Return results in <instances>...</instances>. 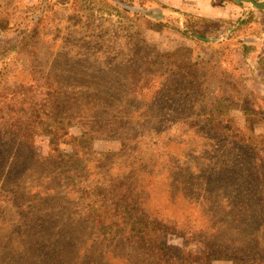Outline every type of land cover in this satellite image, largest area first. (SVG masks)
<instances>
[{"label": "rangeland", "instance_id": "374dc122", "mask_svg": "<svg viewBox=\"0 0 264 264\" xmlns=\"http://www.w3.org/2000/svg\"><path fill=\"white\" fill-rule=\"evenodd\" d=\"M224 2L236 6L235 19L229 24L219 19L189 20L202 36H196L201 40L196 41L179 31L185 22L183 11L176 12L160 0H0V72L5 74L0 89L13 91L24 84L36 91L39 84L55 80L73 84L72 97L110 95L122 102L109 112L96 104L95 113L126 112V129L136 138L146 136L139 155L117 162L129 166L142 159L148 164L129 184L146 211L159 219L177 220V231L163 239L172 248L171 259L183 250L199 252L194 233L212 222L210 216L221 222V217L238 209L245 211L243 216L264 208V149L253 150L231 137L232 132L242 136L250 131L264 136V12L228 0L217 5ZM218 38L221 41L206 40ZM243 45L249 47L245 55ZM179 48L192 49L195 62L211 61L200 95L183 91L186 82L172 78L167 58L157 56ZM219 73H234V78L224 81ZM99 83L107 84V91L100 90ZM176 84L177 90L172 89ZM153 97L158 105L150 108L147 101ZM85 109H80L81 114H87ZM79 123L83 121L74 120L69 131L81 137ZM116 128L88 145L100 154L120 153L124 135ZM15 146L8 143L6 154ZM49 151V140L40 137L31 154L25 150L17 154L24 170H35L44 166H38L33 155L46 158ZM62 151L70 154L73 147L63 145ZM104 169L116 173L114 165ZM30 175L23 181L29 186ZM33 184L48 186L44 180ZM56 193L37 199L26 210L0 203L3 237L12 230L0 240L1 260L51 264L47 258L59 257L63 260L59 264H82L85 258L96 264H127L134 255L137 260V248L125 238L112 242L100 236L86 205L78 203L66 187ZM261 236L264 243V233ZM41 244L58 250L51 256L47 250L37 253L34 246ZM212 264L233 263L220 259Z\"/></svg>", "mask_w": 264, "mask_h": 264}, {"label": "trees", "instance_id": "16d2710c", "mask_svg": "<svg viewBox=\"0 0 264 264\" xmlns=\"http://www.w3.org/2000/svg\"><path fill=\"white\" fill-rule=\"evenodd\" d=\"M180 13L185 17V22L179 31L186 37L195 38L196 41H201L196 39V36H202L193 29L189 20L214 22L212 19L194 14ZM219 21L231 23L230 20L219 19ZM24 41H27V38ZM242 47L244 55L247 54L249 47L247 45ZM157 56L167 58V63L173 67L169 69L173 72L172 78L186 82L183 91L191 90L200 95L206 88L205 83L208 81L206 69L211 65V61L195 62L193 50L190 48H179L174 52ZM214 68L217 69V66ZM4 76L5 74L0 72V84ZM219 77L229 81L234 78V73L231 75L219 73ZM71 86L73 84L62 85L55 80H48L39 84L36 91L31 90L34 87L24 84L17 86L13 91L5 90V92L0 89V203L4 205L10 203L16 208L26 210L32 208V204L37 199L46 200L57 194L59 189L66 187L78 203L86 205L84 209H87L90 223L100 232V236L106 239L110 237L112 242L120 237L125 238L129 244L137 248V260L135 261V255L128 262L126 258L124 262L127 264H212L214 260L220 259L232 261L233 264H264V248L261 245L264 244L261 242V234L264 233V225L261 224L264 220V208H255L254 213L248 212L243 216L241 214L245 211L238 209L233 215L225 214L226 217H221V222L208 214L212 222L194 233V239L198 241L197 245L200 247L199 252L183 250L178 258L171 259L169 255L172 248L163 239L166 234L177 231L178 226L175 223L177 220L159 219L146 211V208L139 204V198L134 196L133 186L129 184L130 180L140 176L141 167H149L148 164L142 159L129 166H125L126 163L121 161L117 162L125 158L128 160L135 153L139 155L138 150L141 149L146 136L136 138L126 129L124 121L129 119L125 116L126 112L117 115L95 113L99 106L108 112L119 109L122 102L114 101L110 95L103 98L85 92L84 94H88L89 98H82L81 95L79 98L72 97L69 93ZM145 86L150 88L148 84ZM86 87L82 85L81 88ZM96 87V85L92 86L94 92L97 91ZM174 87L177 90V84L172 86V89ZM99 89L107 91V84L99 83ZM168 89L171 87L169 86ZM84 94L82 96H85ZM170 94L166 98L170 97ZM156 100L157 97L148 100V107L157 104ZM84 107L87 114L80 112ZM77 109L79 113L75 111ZM138 112L135 111L134 114ZM144 116L150 119L155 117ZM114 119L118 122L114 123ZM74 120L86 123V125L79 123L83 130L81 137L74 136L69 131ZM115 128L124 135L120 153L100 154L88 145L101 133ZM40 137L49 140L50 151L46 158L33 155V160H36L38 166L44 167L34 168L35 170H32L33 167H27L24 170L17 151L25 150L31 154ZM231 137L248 143L253 150L264 149V136L252 131L242 136L232 132ZM8 143L16 146L9 147L6 154ZM63 145L72 146L73 152L70 154L63 152ZM110 164L116 167L115 174L108 172L109 170L105 171L104 168ZM27 173H31L30 186L23 183ZM42 180L47 181L48 186L33 184ZM10 191H14L12 192L14 196ZM11 231L7 230L6 236ZM2 233L3 231H0V240L6 237H3ZM34 247L37 253L47 250L49 256L58 250L53 246L44 247L43 244ZM47 260L51 264L63 262L59 257L53 260L47 258ZM0 264H12V260L0 259ZM66 264H74V262ZM82 264L96 263L85 258Z\"/></svg>", "mask_w": 264, "mask_h": 264}, {"label": "crops", "instance_id": "0c3cea01", "mask_svg": "<svg viewBox=\"0 0 264 264\" xmlns=\"http://www.w3.org/2000/svg\"><path fill=\"white\" fill-rule=\"evenodd\" d=\"M172 9L210 19L233 20L236 17V6L217 5L219 0H160Z\"/></svg>", "mask_w": 264, "mask_h": 264}, {"label": "water", "instance_id": "95a60500", "mask_svg": "<svg viewBox=\"0 0 264 264\" xmlns=\"http://www.w3.org/2000/svg\"><path fill=\"white\" fill-rule=\"evenodd\" d=\"M232 2H234L235 4L245 8L246 10L248 9V7H251L252 9L259 11V12H264V0H231ZM128 9H132L129 6H125ZM132 10H136V9H132ZM245 21V19H242L239 21V23L237 24V26L243 24V22ZM235 27L232 28L229 32V34L226 36L228 37L229 35L232 34V32L234 31ZM209 42H219L221 41V38L218 39H206Z\"/></svg>", "mask_w": 264, "mask_h": 264}]
</instances>
